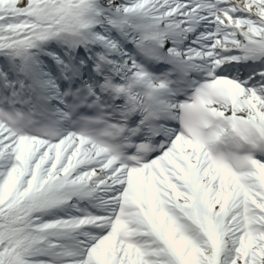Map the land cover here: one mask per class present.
I'll return each mask as SVG.
<instances>
[{"label": "snow or ice", "instance_id": "1", "mask_svg": "<svg viewBox=\"0 0 264 264\" xmlns=\"http://www.w3.org/2000/svg\"><path fill=\"white\" fill-rule=\"evenodd\" d=\"M0 264H264V0H0Z\"/></svg>", "mask_w": 264, "mask_h": 264}]
</instances>
